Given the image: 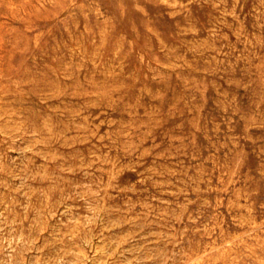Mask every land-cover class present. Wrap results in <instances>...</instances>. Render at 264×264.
Instances as JSON below:
<instances>
[{"label":"rangeland","instance_id":"374dc122","mask_svg":"<svg viewBox=\"0 0 264 264\" xmlns=\"http://www.w3.org/2000/svg\"><path fill=\"white\" fill-rule=\"evenodd\" d=\"M0 264H264V0H0Z\"/></svg>","mask_w":264,"mask_h":264}]
</instances>
